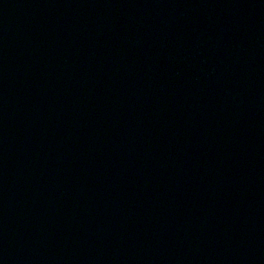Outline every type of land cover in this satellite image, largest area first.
Returning <instances> with one entry per match:
<instances>
[{
  "label": "water",
  "instance_id": "water-1",
  "mask_svg": "<svg viewBox=\"0 0 264 264\" xmlns=\"http://www.w3.org/2000/svg\"><path fill=\"white\" fill-rule=\"evenodd\" d=\"M0 264H264V0H0Z\"/></svg>",
  "mask_w": 264,
  "mask_h": 264
}]
</instances>
